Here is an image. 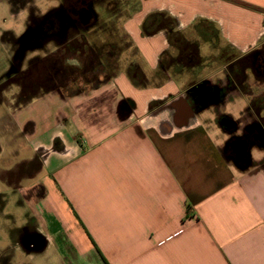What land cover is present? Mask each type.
<instances>
[{
	"label": "crops",
	"instance_id": "crops-1",
	"mask_svg": "<svg viewBox=\"0 0 264 264\" xmlns=\"http://www.w3.org/2000/svg\"><path fill=\"white\" fill-rule=\"evenodd\" d=\"M15 1L1 0L11 15L23 12ZM124 9L127 64L143 84L121 67L80 90L66 75L27 103L16 102L20 87L15 105L0 98V212L11 205L18 223L0 245L36 264H264V101L231 73L254 54L264 61V0ZM153 13L199 44L201 65L163 66L179 53L168 32L143 34ZM17 25L1 30L3 43ZM254 64L247 78L263 81ZM16 192L24 201L8 202Z\"/></svg>",
	"mask_w": 264,
	"mask_h": 264
},
{
	"label": "rangeland",
	"instance_id": "rangeland-1",
	"mask_svg": "<svg viewBox=\"0 0 264 264\" xmlns=\"http://www.w3.org/2000/svg\"><path fill=\"white\" fill-rule=\"evenodd\" d=\"M6 3L8 4V2ZM130 3H133V0H131V2L130 0H96L93 6V20H95V22L90 28L83 30V33H76V30L67 32L64 42L60 45L55 41L38 40V45L26 47L24 44L18 43L16 39L22 37L26 31L33 30L41 21H44L48 15L58 10L62 6V0H16L15 4L23 9V12L18 15H11V11L8 10V8L2 7L3 4H1L0 0V98H6V103L11 106L15 105L16 102L17 104H24L19 100V97H17L15 102L13 96L19 92L21 82L26 79L24 76H21L20 73L26 74V71L36 58H44L47 62H50L52 59H58L65 65L82 67L80 61L69 60L68 57L71 55L80 56V51H84L85 54H87L90 49H94L100 54L99 62H101L102 68L105 69L103 75L99 76V78L105 77L107 73L117 74L121 67H124V69H127V72H129L131 70V65L127 63L129 62L128 59L131 54L124 52L127 51L130 45L129 36L122 28L121 18L128 14V11H125L124 8ZM15 22H17L18 25L14 28L15 35L12 34L16 36V38L11 35H6L3 43V39H1V30L12 28V26L14 27ZM104 43L111 45L112 48L106 49L108 46L104 45ZM102 47H106V52H104ZM221 48L224 47L220 45V49ZM217 54V52H214L213 57L212 54H210L211 59H217ZM226 55L227 52H225L224 49V55H222V57H226ZM11 56L15 58V63L13 62L15 66H13V68H10ZM49 62L48 64L50 65ZM49 65L46 66L48 67ZM12 69L16 71H10ZM56 74V70L52 69L50 66L38 75L37 73H32L30 76H37L41 79L40 85H42V88L38 87L37 91H39L40 89H45L55 84L58 79ZM26 75L25 77H27ZM246 82L247 84L245 87L250 94L254 98H258L259 101H264V80L258 82L249 72ZM1 199H3L2 195L0 196V206L3 204ZM6 199L8 202L10 200L24 201V197L19 192H16L14 195H9L7 193ZM14 211H16V209L7 204L5 211L7 212L6 216H4L3 212H0V241H9L10 230L18 228V223L15 222L14 217L12 218V216H15ZM12 235L14 236V232ZM4 249H6V247L0 245V264H8L10 260L11 262L9 264H36L35 260L23 258L19 254L14 253V250L10 251V249Z\"/></svg>",
	"mask_w": 264,
	"mask_h": 264
},
{
	"label": "trees",
	"instance_id": "trees-1",
	"mask_svg": "<svg viewBox=\"0 0 264 264\" xmlns=\"http://www.w3.org/2000/svg\"><path fill=\"white\" fill-rule=\"evenodd\" d=\"M81 27L82 26L76 25L74 31L76 30L77 31L76 33L78 32L83 33L82 32L83 30L90 28V26L88 27L83 26L82 28ZM176 27H177L176 21L170 15L166 13H153L149 15L144 21L142 25V32L145 36H152L162 31H166L169 33V42L172 47L178 49L179 54L174 59H172L169 56V54H166L167 57L169 56L168 58H166V56L165 57L163 56V66L165 65L168 66L177 63L181 67L193 68L201 65L202 57L200 55L199 44L186 40L185 37L177 31ZM104 45L108 46L107 48L105 47L106 49L112 48V46L109 44L104 43ZM102 48L104 52H106V49L104 47ZM254 55L247 57L244 61L243 66L231 68V73L237 85L240 86L241 88L245 87L244 85L247 80L246 70L249 67H252L251 64L255 63L253 68L258 80L261 79V77L264 75V70H263L264 68L263 69L259 68L260 65L264 64V61L261 62V64H259V62H257V60L254 59ZM99 56L100 54L96 50L90 49V51H88L87 54H85L84 51L83 52L80 51V56L71 55L68 57V59L80 61L82 63V67L67 66L61 60L52 59L51 61L53 62L52 65L54 63L58 65L61 76L58 77V79L56 80L58 83L55 82V84L51 85L50 87L45 89L43 88L40 90L50 91L57 86L59 87L66 86L67 85L66 75H68L69 78L71 79L72 91H74V88L75 89L78 88V90H80L83 86H87L91 83L98 82L100 79L99 76L103 75V71L105 70L104 68H102L101 62H99L100 61ZM46 65H49L47 61L36 60L31 64V66L26 71L27 75L24 73H20L21 76H24V78H26L21 82L22 78L20 76L21 93L19 94L18 97L19 100L22 101L23 103H27L31 101V99L35 98V96L38 95L40 91V90L37 91L38 87L42 86L40 85L41 79H39L37 76L34 77L30 75H32V73H37L38 75L40 72L44 71L46 68L49 67V66L47 67ZM130 69L131 70L128 72L129 76L136 83L143 84L146 81L141 68H139L137 65H131ZM25 75L27 77H25ZM112 75L115 74L107 73L106 76L104 77V80L105 81L109 80ZM32 90L35 92H33Z\"/></svg>",
	"mask_w": 264,
	"mask_h": 264
},
{
	"label": "flooded vegetation",
	"instance_id": "flooded-vegetation-1",
	"mask_svg": "<svg viewBox=\"0 0 264 264\" xmlns=\"http://www.w3.org/2000/svg\"><path fill=\"white\" fill-rule=\"evenodd\" d=\"M95 3L96 0H62V6L37 25L43 34V41L61 43L64 42L67 32H73L76 25L82 27L93 25ZM86 14L90 16L88 21ZM260 68L263 69L264 65H260Z\"/></svg>",
	"mask_w": 264,
	"mask_h": 264
},
{
	"label": "water",
	"instance_id": "water-1",
	"mask_svg": "<svg viewBox=\"0 0 264 264\" xmlns=\"http://www.w3.org/2000/svg\"><path fill=\"white\" fill-rule=\"evenodd\" d=\"M86 21L90 20V16H88L86 14ZM43 34L42 32L40 31L39 28H36V29H33L31 31H29L24 37H23V41H22V44H24L26 47H31L33 45H38V42L39 41H43ZM39 40V41H38ZM38 41V42H37ZM30 45H29V44ZM29 244V243H28ZM43 241L41 240H32L30 242L29 245H33L35 250L37 249H41L42 246H43Z\"/></svg>",
	"mask_w": 264,
	"mask_h": 264
}]
</instances>
